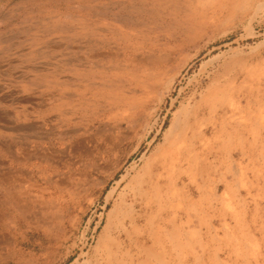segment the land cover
<instances>
[{"label":"rangeland","instance_id":"1","mask_svg":"<svg viewBox=\"0 0 264 264\" xmlns=\"http://www.w3.org/2000/svg\"><path fill=\"white\" fill-rule=\"evenodd\" d=\"M0 215V264H264V0H0Z\"/></svg>","mask_w":264,"mask_h":264},{"label":"bare ground","instance_id":"2","mask_svg":"<svg viewBox=\"0 0 264 264\" xmlns=\"http://www.w3.org/2000/svg\"><path fill=\"white\" fill-rule=\"evenodd\" d=\"M87 43H90V42L88 41ZM35 45H36L35 43H31L30 44L31 47H34ZM102 47L105 48L104 44L102 45ZM108 52H109V50H108ZM102 53H100L98 55L102 56L103 58H106V55L102 54ZM199 111H200L199 108L196 107L193 110L190 109V110H186L184 112L183 111L179 112L180 115L177 117V121H174V123L172 124V127H170L169 139L166 140V146L165 145L163 146V149L161 151V154H160L159 158L156 160V162H154L152 164L153 165V169H151V167L149 166V168L147 170H145V173L147 172L146 174H147V176H149L150 186L145 189V192H143V190H141V189L143 187L145 179L144 178H139L136 183H139L140 187L136 186V187H134L132 189L133 195H132V197H130L131 199H130V203H129V206H130L131 210L135 208V204L137 202L135 200V194H136L137 191L140 194L141 193H146L147 190L156 192L154 194V196H149L148 195L149 196L148 200L144 201V203L142 204L143 206H148L152 202H155V203L158 202L160 204L161 203V200L159 198L160 196L156 195L157 193L161 192L162 189H163V187H162L163 185L161 186L159 184L160 182L161 183H164V182L167 183V190H166L167 191V195L170 196L171 198L175 195V193H177V192H175V191H178L176 189L175 181L177 179H180L179 174H178L180 168H182L185 165L186 166H189V165H193L194 166V164H196L197 161H198L197 160V161L194 162V160L197 159L196 156L194 157V155H195L194 152H195V148H196V144H197L196 135L198 134V131L202 130V128L198 125V122H197V121H199L198 120ZM153 138H155V136L152 137V139ZM157 154H159V153H157ZM192 172L193 173H191L190 175H195L196 174L194 170H192ZM145 173L144 174L142 173V174L145 175ZM151 185H152V187H151ZM113 190L114 189H111L108 192L107 198L111 197V195L113 194ZM10 193H12V191ZM12 201H11V203H12ZM13 205H15V207H16L18 205V203L14 202ZM0 217H1V215H0ZM133 226H134V224H133ZM170 238H172V237L170 236Z\"/></svg>","mask_w":264,"mask_h":264},{"label":"crops","instance_id":"3","mask_svg":"<svg viewBox=\"0 0 264 264\" xmlns=\"http://www.w3.org/2000/svg\"><path fill=\"white\" fill-rule=\"evenodd\" d=\"M156 5V2H155V4H154V6ZM11 192V191H10ZM1 217H2V215H1Z\"/></svg>","mask_w":264,"mask_h":264}]
</instances>
